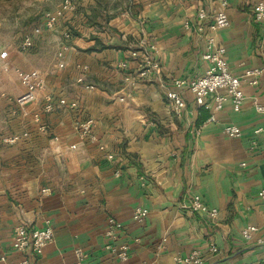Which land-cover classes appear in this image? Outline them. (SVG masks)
Here are the masks:
<instances>
[{"label": "crops", "instance_id": "obj_1", "mask_svg": "<svg viewBox=\"0 0 264 264\" xmlns=\"http://www.w3.org/2000/svg\"><path fill=\"white\" fill-rule=\"evenodd\" d=\"M258 1L228 0L229 26L199 32L198 11L207 25L219 0H75L76 10L41 32L43 46L34 40V51L23 49L15 71L38 70L45 85L24 108L15 102L21 82L15 96L0 94V258L24 256L12 247L18 225H51L54 239L33 264H73L77 248L87 254L83 264H115L105 249L114 218L117 245L130 248L119 264H186L194 252L204 264H264V148L254 134L264 74L243 83L239 111L227 102L212 113L182 90L186 107L176 114L166 96L174 79L208 69V36L225 48L233 74L264 66ZM143 51L159 66L146 76ZM48 97L54 109L45 112ZM90 119L83 135L79 124ZM227 125L242 135L228 136ZM15 134L16 143L3 140ZM195 195L217 215L188 212ZM137 207L148 211L143 222L133 219ZM249 225L258 230L247 240Z\"/></svg>", "mask_w": 264, "mask_h": 264}, {"label": "built area", "instance_id": "obj_2", "mask_svg": "<svg viewBox=\"0 0 264 264\" xmlns=\"http://www.w3.org/2000/svg\"><path fill=\"white\" fill-rule=\"evenodd\" d=\"M228 0H219V8L215 11L214 17L207 25L204 22L207 19V12L204 9L198 11L199 23L197 30L203 32L205 27L209 31L215 32L219 29L229 26L230 19L226 12ZM77 3L75 0H63L58 8L51 13L44 16L43 27L46 29H54L57 21L62 18L67 12L76 10ZM254 19L262 23V33L264 35V1H258L253 5ZM204 21V22H203ZM65 36H68L66 32ZM208 47L210 48L203 54V58L209 62L208 69L201 75L194 78H177L172 82V87L167 90L166 96L170 106L176 114H180L186 107V101L181 95L182 90L190 91L199 106L209 108L212 113L221 110L224 105L229 102L235 111L241 110L243 107L246 96L243 92L242 86L246 82L249 85H256L259 78L264 74V66L262 68H252L245 71L243 76H237L232 73L229 65L225 59V48L218 46L214 36L206 38ZM34 45V38L32 35L26 33L22 36V48L27 50ZM134 55L137 52H133ZM144 63L141 65L142 70L140 75L146 76L150 71L158 70V64L151 58L147 51H143ZM20 77V82L24 87V92L19 95L15 102L20 108L33 103L37 99V93L43 89L45 82L42 74L38 70L21 71L17 70ZM210 102H207V99ZM60 103H65V100H60ZM72 106H75L73 103ZM254 107L258 114L262 115L263 120L260 126L254 130V134L259 136L262 140L264 148V103L254 101ZM54 104L52 98H47V104L44 106L45 112L53 111ZM210 120H215L211 115ZM79 126L82 128V134H90L91 129L94 127V120L90 119L86 122H81ZM41 130H45L46 126L41 125ZM225 134L231 137H240L242 135L241 129L236 125H227L224 128ZM27 135L24 133L23 136ZM21 135H11L3 138L7 143H16ZM253 145H257L258 141H252ZM74 147V146H73ZM109 158H113L112 155ZM261 198L264 200V188L260 192ZM188 212L207 211L211 216L217 215V210H208L205 204L201 201L200 197L195 195L190 205H185ZM148 216V211L144 207H137L133 212V219L137 222H143ZM122 225L114 218H109L108 226L105 231L106 236L110 241L106 244L105 249L114 258L115 264H119L127 260L130 256V248L125 244L116 243L118 234L120 233ZM258 230L257 226L249 225L245 227L241 234L250 240L253 233ZM55 236L54 230L51 225L43 228H29L25 224H20L14 229L12 247L13 250L24 254V256L17 262H8L5 256L0 260L6 264H33L35 258L43 254L47 245L53 241ZM210 250L217 252L218 247L212 245ZM75 261L73 264H83L87 258V254L81 249L75 250ZM186 264H204V258L198 253L194 252L191 256L184 259Z\"/></svg>", "mask_w": 264, "mask_h": 264}, {"label": "rangeland", "instance_id": "obj_3", "mask_svg": "<svg viewBox=\"0 0 264 264\" xmlns=\"http://www.w3.org/2000/svg\"><path fill=\"white\" fill-rule=\"evenodd\" d=\"M62 1L0 0V94H17L20 77L15 69L24 62L22 36L28 33L35 40V48L43 46L40 40L41 32L46 30L44 16L54 12Z\"/></svg>", "mask_w": 264, "mask_h": 264}, {"label": "trees", "instance_id": "obj_4", "mask_svg": "<svg viewBox=\"0 0 264 264\" xmlns=\"http://www.w3.org/2000/svg\"><path fill=\"white\" fill-rule=\"evenodd\" d=\"M92 49H96V48H92Z\"/></svg>", "mask_w": 264, "mask_h": 264}]
</instances>
